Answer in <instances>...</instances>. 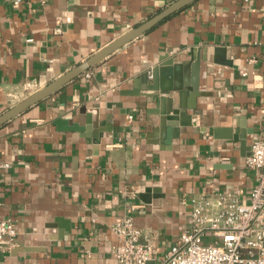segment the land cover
<instances>
[{
  "label": "crops",
  "instance_id": "1",
  "mask_svg": "<svg viewBox=\"0 0 264 264\" xmlns=\"http://www.w3.org/2000/svg\"><path fill=\"white\" fill-rule=\"evenodd\" d=\"M173 1L0 0V114ZM170 59L160 81L181 85L177 119L151 88ZM252 135L264 0H194L0 126V218L19 231L0 264H121L111 226L128 215L164 254L193 196L255 185Z\"/></svg>",
  "mask_w": 264,
  "mask_h": 264
},
{
  "label": "built area",
  "instance_id": "2",
  "mask_svg": "<svg viewBox=\"0 0 264 264\" xmlns=\"http://www.w3.org/2000/svg\"><path fill=\"white\" fill-rule=\"evenodd\" d=\"M9 1L18 6L24 0ZM245 166L257 172L249 192L245 195L233 187L193 196L188 225L164 254L132 216L114 222L111 229L122 239L114 250L117 260L121 264H264L263 136L254 135ZM18 233L14 220L0 218V244H15Z\"/></svg>",
  "mask_w": 264,
  "mask_h": 264
},
{
  "label": "water",
  "instance_id": "3",
  "mask_svg": "<svg viewBox=\"0 0 264 264\" xmlns=\"http://www.w3.org/2000/svg\"><path fill=\"white\" fill-rule=\"evenodd\" d=\"M194 0H175L166 6L164 9L159 11L158 13L154 14L147 20L143 21L142 23L134 26L127 32L123 33L122 35L118 36L116 39L108 43L107 45L100 48L96 53L92 56L87 58L85 61H82L75 67L71 68L70 70L66 71L59 77L55 78L43 88L37 90L36 92L30 93L26 95L22 100L17 102L12 107L8 108L2 114H0V126L8 122L9 120L13 119L14 117L18 116L19 114L26 111L32 105L39 103L43 99L47 98L48 96L57 93L61 88L67 84L68 82L72 81L73 79L77 78L79 75L87 71L90 67L95 66L99 62L103 61L108 55L125 45L126 43L130 42L131 40L135 39L136 37L142 35L143 33L150 30L159 22L163 21L165 18L170 16L171 14L175 13L176 11L182 9L183 7L187 6L188 4L192 3ZM173 60L170 59L163 64H160L152 69V82L153 85L151 88L160 89L162 96H168V111H172L174 113L173 116L170 118L177 119V117L181 114V116L186 112L187 106H185L181 98L178 97V90H180L181 85L177 82L170 83H163L162 80L160 81V74L162 79V74L164 71L172 64ZM167 67H166V66ZM188 64L185 63V66ZM208 65V64H207ZM182 66V65H177ZM176 66V67H177ZM196 89V88H195ZM197 92V91H196ZM204 93L208 95L207 92H198ZM65 120V119H64ZM63 119H60L56 122V124L60 127L63 124ZM76 125L71 127H67V129H74ZM254 135L249 141V144L243 146V149H250L252 140Z\"/></svg>",
  "mask_w": 264,
  "mask_h": 264
}]
</instances>
